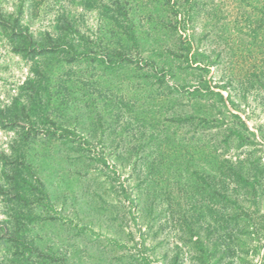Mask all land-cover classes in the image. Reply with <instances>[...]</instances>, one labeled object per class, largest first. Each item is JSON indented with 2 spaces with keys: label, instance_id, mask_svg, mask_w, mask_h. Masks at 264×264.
<instances>
[{
  "label": "rangeland",
  "instance_id": "374dc122",
  "mask_svg": "<svg viewBox=\"0 0 264 264\" xmlns=\"http://www.w3.org/2000/svg\"><path fill=\"white\" fill-rule=\"evenodd\" d=\"M15 15L36 40L65 33L78 55L56 43L31 57L0 27V264H25L15 216L37 249L27 264L37 251L57 264H171L176 245L179 264H199L190 231L205 240L225 218L211 184L229 166L258 172L257 201L244 183L235 198L264 213V0H0V16ZM35 178L52 207L27 195ZM251 244L260 264L264 232Z\"/></svg>",
  "mask_w": 264,
  "mask_h": 264
},
{
  "label": "trees",
  "instance_id": "16d2710c",
  "mask_svg": "<svg viewBox=\"0 0 264 264\" xmlns=\"http://www.w3.org/2000/svg\"><path fill=\"white\" fill-rule=\"evenodd\" d=\"M22 25L23 24L20 21L19 15L0 16V27L5 30L7 37L14 42L16 47L15 49H18L21 52H32L31 57H34V55L40 54V50L42 48L58 43L60 46L64 44L62 52L64 51L65 54H69V56L71 55L70 57L73 58L74 55L77 54V50L74 48V45L66 40L65 33L63 34V32H60V34L55 35L53 38L50 33H46L44 39L45 42H42L40 40H36V38L33 37V34L28 32L27 26ZM55 25L57 29L61 31L64 30L68 24L63 25L57 22ZM87 49L88 47L84 49L83 52H80V54L86 55L85 53L88 51ZM107 55L108 54L105 53L101 56V63L112 62L111 56ZM36 74H38L39 77L41 76L37 70ZM28 82H30V80L25 82L26 85H28ZM33 87L34 86H32V88ZM38 103L39 100L36 98V95L33 96L30 100L31 109L35 111L36 108L40 106ZM24 115H28V112L24 113ZM241 169L240 165L238 168H232L229 166V168H227V172H223L220 169L219 175H213L211 184L212 198L215 199L216 195H220V197L224 199L225 203H228L229 211L227 212L225 218L217 216L214 220L219 219L220 221L216 220L214 221V224H210L205 228L206 237H208L207 239H201L198 231H190V238L188 240L191 246L196 250V254H194L193 257L198 260L199 264H209L208 262L211 257H215L216 255H219L217 259L215 258V262L218 264H237L238 262L242 264H251L250 260H248L249 254L252 252L256 254L260 250L261 245L257 244L253 246L251 242L254 240L255 235H258L259 232H264V213L261 214L259 218L251 217L248 208L246 209L239 206L240 204L238 203L237 198H235V196L238 195L236 193L238 185L240 183H244L245 185H248L249 189L243 190L244 192H242V194H244V196L246 194L247 198L255 203L258 196L257 184L260 183V175L258 172H254L252 173V176H246V172L244 175V173L241 172ZM220 176H222V186L217 188L219 180H216V178L221 179ZM249 176L252 177L251 180L249 179ZM6 179H8L11 187H14L17 190L20 188L18 184L19 180L21 179L24 182V178H22V175L18 172L11 174L10 176H6ZM225 179H228L229 185L231 183V187H233L232 190L235 194L230 193V195L226 189L224 191V188H226L224 183ZM34 181L35 185H33L32 188L27 189V195H33V192H36L38 195L40 194L39 199L44 200V206L52 207L51 202L47 198V194L43 190L41 182H39L37 178H35ZM202 184H206L205 180H203ZM14 195H16L15 199L25 197L24 194L19 192ZM214 201H216V199ZM17 207L18 206H15L13 208V213L15 214ZM13 226L12 238L15 240V247L17 248V246L20 245L23 248L21 256L24 259L25 264H27L29 255L32 252L35 253V250L37 249L34 248V250H32L30 242L24 238L23 229L21 228L27 226H25V223H22L21 226L19 216H15ZM79 228L84 227L81 226ZM0 231L3 232V228H0ZM192 236L197 237L192 240ZM256 237L258 238V236ZM175 248H177V251L174 254L171 264H176L177 262V264H179V253L181 252V249L178 245H176ZM37 252L42 257L37 264H57L53 262L52 257L47 259L48 257L44 252ZM25 254L28 255L25 256ZM260 264H264V248L262 250Z\"/></svg>",
  "mask_w": 264,
  "mask_h": 264
}]
</instances>
